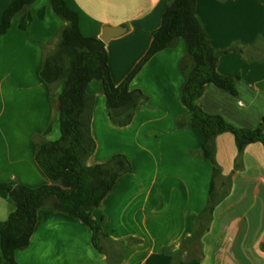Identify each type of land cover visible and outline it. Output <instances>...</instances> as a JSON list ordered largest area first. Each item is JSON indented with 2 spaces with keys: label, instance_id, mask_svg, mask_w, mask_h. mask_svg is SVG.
Instances as JSON below:
<instances>
[{
  "label": "crops",
  "instance_id": "crops-1",
  "mask_svg": "<svg viewBox=\"0 0 264 264\" xmlns=\"http://www.w3.org/2000/svg\"><path fill=\"white\" fill-rule=\"evenodd\" d=\"M64 1L78 14L84 36L109 38L105 44L116 85L148 52L168 6V0ZM8 2L0 0V22ZM195 2L217 50L256 47L252 59L240 53L219 57L220 75L239 76L237 96L210 84L197 103L208 115L255 129L264 123V0ZM66 24L47 0H37L0 37V182L16 181L29 188L50 184L35 156L37 139L53 142L59 137L57 106L40 71L44 46ZM185 55L179 40L176 47L147 61L130 83V90L141 91L145 98L124 127L111 120L102 82L89 84L96 99L91 121L96 150L87 165L107 163L121 154L132 166L93 212L109 238L101 243L103 251L95 247L90 227L81 220L40 210L29 246L15 253L18 264H172L163 249L174 254L192 235L213 182L212 165L198 153L203 132L176 127L177 119L188 114L180 92ZM216 161L222 174L216 188L225 194L201 238L199 259L179 264H264V146L248 145L239 159L234 135L222 133L216 138ZM12 209L0 192V221ZM0 264H10L3 260L1 242Z\"/></svg>",
  "mask_w": 264,
  "mask_h": 264
},
{
  "label": "trees",
  "instance_id": "trees-1",
  "mask_svg": "<svg viewBox=\"0 0 264 264\" xmlns=\"http://www.w3.org/2000/svg\"><path fill=\"white\" fill-rule=\"evenodd\" d=\"M36 1L9 0L0 22V37L11 28L13 19ZM47 1L53 12L67 23L44 46L40 71L41 79L54 94L51 100L57 106L59 137L53 142L37 139L36 162L50 184L29 188L16 181L0 182V192L7 195L13 208L7 219L0 221L3 260L18 264L15 253L29 246L40 210L63 213L81 220L90 227L95 247L103 251L101 243L109 238L94 219L93 212L117 180L132 171V166L121 154L113 156L107 163L87 165V159L96 150L91 134L96 99L88 91L89 84L94 80L102 82L112 122L117 126H127L133 121L139 102L145 98L141 91H131L130 83L152 56L176 47L179 40L186 47V55L180 64L184 75L180 92L188 114L177 119L176 127L203 132L204 141L198 153L212 165L213 182L208 203L197 217L192 235L185 239L176 253L169 249H163V252L172 256V264L199 259L201 238L209 231L215 208L222 200L216 188V180L222 175L216 161V138L222 133H232L240 159L248 145L261 143L264 146V123L255 129L238 128L219 115L206 114L197 101L210 84L237 96L239 76L228 78L220 75L217 71L219 57L240 53L250 58L256 47L235 45L217 50L199 18L195 0H168L162 24L154 32L148 52L127 78L116 85L111 76L106 44L81 33L78 14L64 0ZM229 182L230 178H227L226 183Z\"/></svg>",
  "mask_w": 264,
  "mask_h": 264
},
{
  "label": "water",
  "instance_id": "water-1",
  "mask_svg": "<svg viewBox=\"0 0 264 264\" xmlns=\"http://www.w3.org/2000/svg\"><path fill=\"white\" fill-rule=\"evenodd\" d=\"M104 43H107L109 41V38L104 34L100 38Z\"/></svg>",
  "mask_w": 264,
  "mask_h": 264
},
{
  "label": "rangeland",
  "instance_id": "rangeland-1",
  "mask_svg": "<svg viewBox=\"0 0 264 264\" xmlns=\"http://www.w3.org/2000/svg\"><path fill=\"white\" fill-rule=\"evenodd\" d=\"M222 184H223V188H222V190L224 191V190H226L227 189V184H226V181L225 182H222ZM225 194V192L223 193V194H220V196L221 195H224Z\"/></svg>",
  "mask_w": 264,
  "mask_h": 264
}]
</instances>
